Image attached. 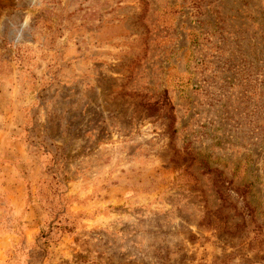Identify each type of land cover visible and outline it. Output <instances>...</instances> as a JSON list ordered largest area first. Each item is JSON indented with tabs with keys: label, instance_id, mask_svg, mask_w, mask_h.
I'll use <instances>...</instances> for the list:
<instances>
[{
	"label": "rangeland",
	"instance_id": "1",
	"mask_svg": "<svg viewBox=\"0 0 264 264\" xmlns=\"http://www.w3.org/2000/svg\"><path fill=\"white\" fill-rule=\"evenodd\" d=\"M0 264H264V0H0Z\"/></svg>",
	"mask_w": 264,
	"mask_h": 264
}]
</instances>
